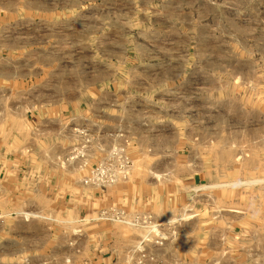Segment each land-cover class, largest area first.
<instances>
[{
  "label": "rangeland",
  "instance_id": "374dc122",
  "mask_svg": "<svg viewBox=\"0 0 264 264\" xmlns=\"http://www.w3.org/2000/svg\"><path fill=\"white\" fill-rule=\"evenodd\" d=\"M4 2L8 0H0V5ZM17 4L23 9V0ZM88 5L84 0H33L31 8L37 19L34 33L45 15L40 9L69 12L64 18L72 13L79 17L74 43L79 64L46 71L49 76L50 70H64L65 77L72 79L64 88L79 93L85 107L93 100L88 99L89 90L119 94L121 89L116 81H97L95 87L88 82L89 72L98 77L104 71V66L83 64L88 54L83 26ZM95 5L98 56L103 18L100 2ZM42 19L50 25L57 18L49 13ZM112 29L117 37L118 19H113ZM36 45L33 55L39 50ZM54 47L49 44L51 50ZM117 71L118 67L108 68L112 74ZM29 83L28 89L36 87L33 93H38L41 82ZM124 85L133 94L121 102L129 118L119 130L122 140L108 139L104 115H97L96 123H102L93 129L98 138L67 139L51 178L19 175L14 169L17 160H12L31 152L25 145L30 129L24 113L40 99L0 96V264H264V133L247 128L246 110L251 106H237L233 115L232 102L225 101L223 123L217 128L215 98L201 96L196 85L184 90L176 83L171 100L177 110L174 130L170 122L147 124L144 132L137 133L135 112L144 102L134 96V83ZM119 104V98L113 97L112 107ZM183 108L187 113L178 112ZM253 139L263 140L237 144ZM112 145L124 146L131 161L128 175L104 187L84 184L91 167ZM74 150L83 157L66 160ZM119 213L149 218L155 227L150 231L130 226ZM146 235L149 240L140 244ZM110 247L116 256H108Z\"/></svg>",
  "mask_w": 264,
  "mask_h": 264
},
{
  "label": "crops",
  "instance_id": "0c3cea01",
  "mask_svg": "<svg viewBox=\"0 0 264 264\" xmlns=\"http://www.w3.org/2000/svg\"><path fill=\"white\" fill-rule=\"evenodd\" d=\"M18 1L21 0L0 5V92L8 91L0 96L40 100L38 105L30 103L24 113L30 129L25 145L31 152L12 159L17 160V174L54 177L53 170L68 145L67 139L98 138L93 129L102 126L96 123L99 114L104 115L103 128L108 139L122 140L124 135L119 130L126 127L129 118L124 116L121 102L133 94L123 89L128 82L135 84L134 96L144 102L135 112L137 133L144 132L147 124L170 122L174 130L177 110L171 100L176 96V83L184 90L196 85L201 96L206 93L215 98L217 128L223 123L225 101H231L233 115L235 107L251 106L246 110L250 122L247 128L264 133V0H84L89 5L83 20L88 51L83 64L89 68L104 66L98 77L89 72L88 82L95 87L97 81H116L121 87L119 94L89 90L88 99L93 100L86 107L81 106L84 102L79 93L64 88L65 83L72 81L65 77L64 70H50L51 77L46 71L79 64L78 47L74 44L78 41L79 17L72 13L65 19L63 15L69 12L40 9L39 13L45 15L40 17L39 32L34 33L37 19L31 9L33 0H23V9ZM97 1L103 18L98 56ZM49 13L57 18L50 25L42 19ZM113 19L119 21L117 37L112 29ZM36 43L39 50L35 48L33 55L32 46ZM49 44L55 45L53 50ZM109 67H118V71L112 74ZM33 81L41 82L38 93H33L36 87L28 89ZM113 97L119 98L118 106L112 107ZM178 112L187 113L186 108ZM262 140L237 144L255 145ZM109 251L108 256H116L112 247Z\"/></svg>",
  "mask_w": 264,
  "mask_h": 264
},
{
  "label": "built area",
  "instance_id": "2783aa9c",
  "mask_svg": "<svg viewBox=\"0 0 264 264\" xmlns=\"http://www.w3.org/2000/svg\"><path fill=\"white\" fill-rule=\"evenodd\" d=\"M86 142V141H85ZM84 148V146H82ZM73 153L75 152L72 151ZM83 157L81 151L75 152V154L70 155L66 160H77ZM131 167V161L125 153L124 146L112 145L106 155L89 171V175L83 180L84 184L104 187L116 183L120 179H124L128 175V171ZM118 214L113 213L111 217H116ZM119 216L122 218V221L130 226L146 228L150 231H153L154 225L151 223L149 218L134 216L131 218L124 217L123 214L119 213ZM151 233V232H150ZM150 233L148 235H150ZM148 235L145 238L141 237L140 244L147 239ZM149 240V239H147ZM156 240L159 239H154ZM141 256H145L143 250L140 251Z\"/></svg>",
  "mask_w": 264,
  "mask_h": 264
}]
</instances>
